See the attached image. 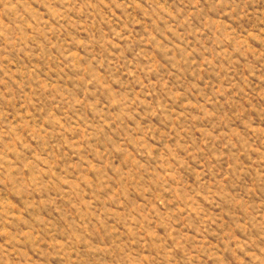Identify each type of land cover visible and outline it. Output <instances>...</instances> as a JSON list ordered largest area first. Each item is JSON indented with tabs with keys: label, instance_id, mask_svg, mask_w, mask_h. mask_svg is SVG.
I'll return each mask as SVG.
<instances>
[{
	"label": "rangeland",
	"instance_id": "obj_1",
	"mask_svg": "<svg viewBox=\"0 0 264 264\" xmlns=\"http://www.w3.org/2000/svg\"><path fill=\"white\" fill-rule=\"evenodd\" d=\"M0 264H264V0H0Z\"/></svg>",
	"mask_w": 264,
	"mask_h": 264
}]
</instances>
